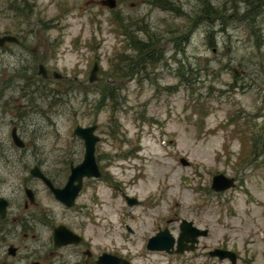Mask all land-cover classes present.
Segmentation results:
<instances>
[{"label": "rangeland", "instance_id": "rangeland-1", "mask_svg": "<svg viewBox=\"0 0 264 264\" xmlns=\"http://www.w3.org/2000/svg\"><path fill=\"white\" fill-rule=\"evenodd\" d=\"M170 1L180 14L149 0H116L113 8L99 0H0V32L22 40L11 45L15 54L0 51V67L18 75L1 91L10 101L0 102L2 234L18 247L12 264L24 257L47 264L46 218L76 229L93 255L130 264H230L209 257L213 249L234 253L235 264H264V4L238 0L233 11L226 3L212 23L197 0ZM123 30L140 39L146 32L155 43L132 74L122 55L135 51ZM94 61L97 80L89 83ZM39 62L63 79H28ZM92 124L101 172L66 208L29 169L64 183L83 151L72 129ZM11 126L23 147L11 143ZM217 173L234 185L213 191ZM24 186L35 202L26 212ZM123 195L138 204L127 206ZM15 215L27 216V226H9ZM180 220L207 230L195 251L145 249L158 230L175 238ZM81 250L65 253L67 264Z\"/></svg>", "mask_w": 264, "mask_h": 264}, {"label": "water", "instance_id": "water-1", "mask_svg": "<svg viewBox=\"0 0 264 264\" xmlns=\"http://www.w3.org/2000/svg\"><path fill=\"white\" fill-rule=\"evenodd\" d=\"M101 5H105L108 8H113L116 5L115 0H99ZM14 37L11 35L0 36V45L4 41H13ZM98 71L97 62L94 61L91 65V68L88 71L87 81L91 82L97 78L96 73ZM38 72L42 76L44 70H41V65L38 66ZM236 71L233 69V73ZM54 77L59 78L61 75L53 72ZM95 128V125L80 126L75 125L72 129V133L79 136L83 140V157L80 163L72 166L70 165L69 173L65 180V183L60 188L52 187L48 179L38 170L36 166H33L29 169V173L32 176L40 178L51 190V194L55 200L60 202L65 207L69 208L73 205L74 199L78 193L79 183L82 176H98V168L93 158V147L94 143L97 141V136H95L92 131ZM10 135L13 143L17 147H22L23 143L21 139L16 136L14 128L10 130ZM179 161L181 164H186V161L183 158H180ZM234 178L223 175L222 173H217L212 175L210 180V188L213 191H222L228 187L233 186ZM25 197L28 202H33L32 193H29L26 190ZM126 204L131 206L136 203V200L133 198L125 197ZM6 201L0 198V219L4 218L6 213ZM180 233L177 235V238L174 240L172 236L168 233L166 229L156 232L152 237L148 238L146 242V249L150 251H164L167 254L177 253L180 254L184 251H193L198 238L205 237L207 235L206 229H198L192 226V223L186 220H181L179 225ZM79 237L73 234L71 231L66 229L64 226L59 225L53 228L52 230V241L56 247H62L65 245L76 244L79 241ZM173 243H175V249L173 248ZM188 244V245H187ZM209 257L216 258L218 260L227 259L230 264H235L236 257L235 254L224 249H213L208 252ZM96 264H129L128 261L107 254L101 253L96 259Z\"/></svg>", "mask_w": 264, "mask_h": 264}, {"label": "flooded vegetation", "instance_id": "flooded-vegetation-1", "mask_svg": "<svg viewBox=\"0 0 264 264\" xmlns=\"http://www.w3.org/2000/svg\"><path fill=\"white\" fill-rule=\"evenodd\" d=\"M3 35H11V36H13L14 37V40L13 41H4L1 45H0V51H6V52H9L10 51V53L11 54H15L12 50H11V45H14V46H18V45H22V40H20L19 39V34H18V32L17 31H14V32H12V31H2V32H0V36H3ZM0 61H3V59L2 58H0ZM40 63V62H39ZM39 63H37V64H39ZM36 64V68H35V71L34 72H32V73H30V74H28L27 75V77H28V79H34L35 78V76H37V77H40V79L41 80H43V81H46V80H48L52 75H51V73H48V71H47V69H46V66L43 64V63H40L41 64V70L43 69L44 70V74L46 75V76H42L40 73H38V71H37V67H38V65ZM6 66V68L8 67L7 65H5ZM32 69V68H31ZM21 70H22V72H23V76H26V72H25V69L24 68H22L21 67ZM52 72V71H51ZM17 69H14V71H13V68L12 67H10V70H9V72H7L6 71V69H3L2 67H0V102H1V104L2 103H5L6 101H10V99L11 98H9V96H5V99H2V97L4 96V95H2L1 94V91L4 89V88H6V87H8V85H9V83H10V81L11 80H13V79H17ZM5 77H6V79H5ZM52 78H54V77H52ZM54 79H58V78H54ZM59 79H63V77H61V78H59ZM0 104V106H1V109L2 110H4V109H6V106H3V105H1ZM6 105V104H5ZM12 128H14V132H15V134H16V136H18V134L16 133V128H15V126H11V128H10V130L12 129ZM10 130H9V136H10V140H11V143L14 145V146H16L14 143H13V141H12V138H11V135H10ZM95 131V128L93 129V132ZM97 136V135H96ZM19 137V136H18ZM98 137V136H97ZM20 138V137H19ZM100 138L98 137V140H99ZM97 140V141H98ZM22 141V140H21ZM97 141L94 143V147H93V151H92V153H93V158H94V161L96 162V160H95V145H96V143H97ZM22 143H23V141H22ZM23 145H24V143H23ZM79 145L81 146V148H82V150H83V147H84V144H83V140L81 139V141L79 142ZM17 147V146H16ZM23 147V146H22ZM19 148H21V147H19ZM83 153H84V150L82 151V153H81V159H80V161L78 162V163H80L81 162V160H82V157H83ZM77 163V164H78ZM97 164V163H96ZM97 167H98V165H97ZM98 171H99V175H100V170H99V168H98ZM44 175V174H43ZM99 175L98 176H96V177H92V176H82L81 177V179H80V183H79V189H78V191L76 192V193H84V191H85V186H86V181L85 180H88V179H90V177L91 178H98L99 177ZM47 179H48V181H49V183L51 184V186L52 187H55V188H60V187H62L63 186V184L65 183V181H64V183H62L61 185H57V184H55L52 180H51V178H50V176H46V175H44ZM67 178V177H66ZM42 183L44 184V186L47 188V191H48V193H52L51 192V190H50V188L42 181ZM26 190H28V192L29 193H32V196H33V191L30 189V188H28V187H23V194H25V193H27V191ZM1 193V192H0ZM78 194H77V196H76V198L78 197ZM1 197V196H0ZM2 198V197H1ZM75 198V199H76ZM75 199H74V201H75ZM135 199V198H134ZM136 200V199H135ZM5 201H6V213H5V216H4V218H2V219H0V251L2 250V249H4L3 250V253L5 254V256H1V254H0V264H12V259H14L15 258V256L17 255V253H18V247H16V246H13L12 244H10V243H8V244H6L5 243V241H4V239H3V234H2V231H3V225L4 224H6L7 223V220H6V215H7V210H8V201L5 199ZM61 204V203H60ZM138 204V201L136 200V204H134V205H137ZM62 205V204H61ZM33 206H35V202H34V200H33V202L32 203H30V202H26L25 200H23V202H22V204H21V208H22V211L23 212H26V211H28V209L30 208V207H33ZM63 206V205H62ZM29 216V215H28ZM29 218H30V216H29ZM26 219H28L27 218V216H24V217H22V216H20V215H15V216H13V217H11V219H10V222H8L9 223V226H16V225H20V226H23V227H26L27 225L25 224L26 222H27V220ZM46 220H47V226H48V231H49V236H48V244H47V246H48V249H47V264H67V261H66V259H65V256H66V254L67 255H71L72 253H75V251L78 249V248H82V250L81 251H79V260L78 261H73L71 264H96L95 262H96V259H97V257H98V255H93L92 254V252L89 250V248L86 246V243H84V240H83V238H82V236L78 233V231L76 230V229H71V228H69V227H66V226H64L63 224H58V223H55V222H53V221H49V219L48 218H46ZM59 225H62V226H64L65 228H67L68 230H70L72 233H74L75 235H78L79 236V241L76 243V244H70V245H65V246H62V247H56L54 244H53V241H52V230H53V228L54 227H56V226H59ZM79 228V227H78ZM80 229V228H79ZM126 230H127V228H126ZM21 236H22V238H26V234L25 233H21ZM196 248H197V245H196ZM196 248L194 249V250H196ZM72 249H76V250H72ZM62 250H64L63 252H61ZM66 253V254H65ZM184 253V252H183ZM182 253V254H183ZM185 253H190V252H185ZM176 255H178V254H176ZM180 255V254H179ZM26 258L27 257H24V262H23V264H40L39 262H37L36 260H31V261H29V262H26ZM88 262H90V263H88Z\"/></svg>", "mask_w": 264, "mask_h": 264}, {"label": "trees", "instance_id": "trees-1", "mask_svg": "<svg viewBox=\"0 0 264 264\" xmlns=\"http://www.w3.org/2000/svg\"><path fill=\"white\" fill-rule=\"evenodd\" d=\"M201 5L199 6V10L201 11V14L203 13V19H209L212 20V23L219 18H223V14L225 12L224 5L226 3L230 4V7H232V10L234 11L236 9V6L234 5L236 1L238 0H197ZM249 3L253 4V6L259 7L260 5L264 4V0H247ZM151 4L155 3L154 6H158L163 10H168L171 12H175L176 14H180V8L177 5H173L170 0H149ZM254 2V3H252ZM219 12H222L219 13ZM223 23L221 22L220 30H223ZM124 38L129 41L130 43V49L132 51H135V55H133V58L128 57V55H122L123 59L128 62V70L127 74H132L133 72L130 70L137 71L138 67H141V63L144 61V59L149 58L150 56H147L151 50L150 48L155 47V43L150 37L149 34L144 32L146 34L144 39L136 38L130 35L129 31L123 30ZM213 35L212 30L205 32L204 36L206 39H209L210 36ZM182 36L181 38H183ZM212 41V39L210 40ZM209 41V42H210ZM146 55V56H144ZM150 61L153 60L152 58L149 59ZM120 68V67H119Z\"/></svg>", "mask_w": 264, "mask_h": 264}]
</instances>
